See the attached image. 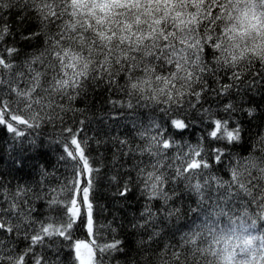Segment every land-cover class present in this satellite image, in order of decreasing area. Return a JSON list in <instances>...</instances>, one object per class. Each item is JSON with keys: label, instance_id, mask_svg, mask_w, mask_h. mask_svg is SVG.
Masks as SVG:
<instances>
[{"label": "snow or ice", "instance_id": "6c2138e0", "mask_svg": "<svg viewBox=\"0 0 264 264\" xmlns=\"http://www.w3.org/2000/svg\"><path fill=\"white\" fill-rule=\"evenodd\" d=\"M12 10L20 23L35 21L37 30L20 32L17 41L16 31L0 15V126L23 137L16 125H61L64 141L58 159L68 175L58 188H49L50 174L41 166L32 185L18 183L13 189L0 184V204L7 203L6 208L0 207V264H57L63 241L71 244L75 264H104L105 254H122L125 264H235L237 260L253 264L257 258L264 262V239L250 231L256 219L247 211L235 216L231 208L225 210L228 204L238 203L245 210L255 206L264 213V136L248 156L232 158L230 181L204 173L210 164L196 159L201 157L196 148L177 157L183 166L176 168L174 176L160 171L159 159L137 166L142 195L162 204L157 211L147 206L141 212L142 222L133 223L130 233L140 230L141 238L126 247L118 239L98 242L93 189L100 168L87 139L79 137L81 129L67 122L68 113L77 111L73 102L86 96L89 88L101 87L127 97L126 102L110 100L114 106L152 107L171 114L196 109L211 98L229 119L238 112L246 113L250 121L256 119L255 97L264 99V0H0V14ZM32 41H36L33 51L20 47V43L32 47ZM21 82L26 87L21 88ZM212 124L211 138L244 147L242 123L230 127L226 119H213ZM171 125L178 130L188 127L178 118L171 119ZM153 128L160 125L152 121L138 132L141 139L148 137L139 152L159 157L174 142L163 139L162 132L152 134ZM119 144L123 148L128 141ZM37 147L35 141L29 144L34 150ZM133 151L129 148L121 154ZM214 153L216 162H222L224 151L217 148ZM24 159L14 163L22 168ZM198 176L203 180L192 183ZM111 180L118 182V176ZM181 180L186 181L183 190H167L169 182L178 185ZM220 189H226V194L214 200L211 192ZM131 190L125 181L116 195L127 197ZM190 194L199 198L196 218L167 227L181 215L169 202ZM34 201L45 202L50 213L45 219H40ZM205 203L211 211L203 207ZM221 217H227V224ZM78 221L86 231L85 240L72 239ZM143 234H148L147 240ZM54 238H59V246L50 261L45 252L35 249L53 248L58 244ZM21 239L28 241L23 250L16 247ZM258 239L259 248L254 247Z\"/></svg>", "mask_w": 264, "mask_h": 264}, {"label": "trees", "instance_id": "16d2710c", "mask_svg": "<svg viewBox=\"0 0 264 264\" xmlns=\"http://www.w3.org/2000/svg\"><path fill=\"white\" fill-rule=\"evenodd\" d=\"M0 15L16 31L17 41H20V32L27 34L30 31L37 30L35 21L25 20L20 23L15 10L7 15ZM31 44L32 47H29L26 43H20V47L25 52H31L35 48L36 41H32ZM207 58L210 59L211 57ZM20 87H26L25 83L21 82ZM110 100L126 102L127 97L122 93L109 92L103 87L98 89L89 88L86 96L73 102L72 106L77 109L75 115L71 112L67 115L69 126L74 129H81L79 137L87 139L91 156L96 161V166L100 168V179L93 189L94 217L99 227L98 242L100 244L118 239L124 241L127 247L131 242L141 238L140 230H136V235H130L133 232L132 224L142 222L141 212L147 206H150L153 211H157L161 207V201H148L142 195L141 187L137 184V166L145 167L156 163L159 159L162 165L160 171L168 176H174L176 168L183 166V161L177 159V157H183L184 153H189L190 149L196 148L201 151V157H196V159L203 158L210 164L209 169L203 170L204 173L219 177L223 181H230L229 165L234 163L232 158L248 156L249 153L254 151L252 145L259 137L264 136V99L259 96L255 97V103L259 105L257 118L251 121L243 112H238L229 119L228 114L224 113L222 108L217 107V103L211 98L203 102L202 105H198L196 109L186 108L183 112L175 111L171 114L162 113L152 107L136 106L129 109L120 105L114 106L110 103ZM222 103L223 101H221ZM203 109H211V111L205 112ZM177 118L183 119L188 127L183 130L172 127L171 119ZM213 119H226L229 121L230 127L237 122L242 123L244 131L241 145L244 147H233L228 144L227 140L211 138L209 132L213 128ZM80 121H83V124ZM152 121L160 125V129H152V134L162 132L163 139L174 142L172 147L162 150L159 157H152L147 153L141 155L139 152V149L145 147L148 143V137L141 139L138 132L147 129ZM16 127L24 133L23 137H16L13 133L8 132L6 127L0 126V184L4 185L5 188L11 185L13 189L18 183L32 185L33 180L39 179V170L43 166L50 174L46 181V187L58 188L65 176L68 175L64 163L58 159L63 151L64 135L62 134V126L42 123L39 128H28L24 125H16ZM121 140L128 141V144L123 148L119 144ZM33 141L38 146L35 150L29 148V144ZM24 148H28V151H24ZM129 148L136 149V151L128 155L121 154L122 152L128 153ZM217 148L224 151L220 163H217L214 158V150ZM24 157H26L24 166L20 168L14 162ZM170 165L171 167H169ZM149 170L151 169L149 168ZM113 175L118 176V182L111 180ZM203 178V176H198L192 180V183H195L196 179L202 181ZM125 181H129L132 190L127 197H120L116 193ZM185 183L184 180H181L178 185L169 182L166 188L169 192L174 187L183 190ZM33 187L35 186L33 185ZM213 189H215V185H213ZM36 190L40 191L39 189ZM220 193L226 194V189H220L219 193L212 191L211 195L215 200V197ZM2 199L3 192L0 190V200ZM198 199L195 194H190L186 195L182 201L177 200L174 203L170 201L169 205L179 208L181 215L179 220L173 217L170 222H167V227L181 226L195 219L197 212L200 210ZM34 203L39 206L38 215L40 219H45L50 214L45 202L34 201ZM220 203L221 207H225L223 201ZM0 207L6 208L7 203L0 204ZM21 207L25 208L23 204ZM203 207L208 208V203H205ZM228 208L232 209L235 216H242L247 211L249 217L256 219L255 228L250 229L252 235L264 239V213L260 209L251 206L245 210L238 203L228 204L225 210ZM208 210L211 211L210 208ZM220 219L224 224H227V217H221ZM150 232L151 228L149 229ZM22 235L23 233H21ZM179 235L178 233L177 238ZM147 236L148 234H143L142 238L147 240ZM54 239L58 240V244L53 248L41 249L37 247L35 251L37 253L45 252L51 261L56 257L54 248L59 246V238ZM72 239H87L86 231L79 221L73 226ZM27 243L28 241L21 239L16 247L23 250ZM62 243L63 248L57 264H75L71 244L68 241ZM260 244L261 240L258 239L254 242V247L259 248ZM259 254L257 253V257ZM113 255H116L117 258L113 259ZM103 259L104 264H125L126 258L122 254H105ZM249 259H251V255H249ZM235 264H246V262L237 260ZM253 264H264V262L257 258L253 261Z\"/></svg>", "mask_w": 264, "mask_h": 264}]
</instances>
